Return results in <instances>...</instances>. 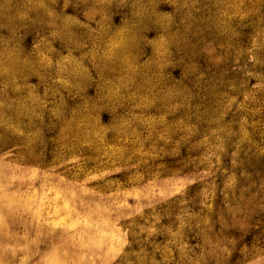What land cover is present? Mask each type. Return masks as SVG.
Wrapping results in <instances>:
<instances>
[{"label":"clouds","instance_id":"1","mask_svg":"<svg viewBox=\"0 0 264 264\" xmlns=\"http://www.w3.org/2000/svg\"><path fill=\"white\" fill-rule=\"evenodd\" d=\"M0 264H264V0H0Z\"/></svg>","mask_w":264,"mask_h":264}]
</instances>
